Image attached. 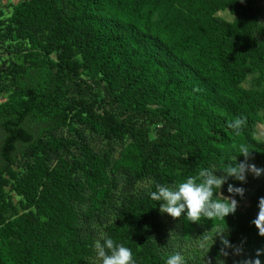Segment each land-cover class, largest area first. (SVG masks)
<instances>
[{
    "label": "trees",
    "instance_id": "16d2710c",
    "mask_svg": "<svg viewBox=\"0 0 264 264\" xmlns=\"http://www.w3.org/2000/svg\"><path fill=\"white\" fill-rule=\"evenodd\" d=\"M0 50V264H96L101 233L136 264H165L214 229L241 254L204 240L186 264H235L264 248L251 223L264 175L250 195L231 177L220 189L243 187L234 198L248 200L244 210L181 216L171 231L148 195L156 183L235 166L240 144L264 167L254 136L264 121V2L17 0L0 9ZM236 117L247 118L239 135L228 127ZM65 127L70 136L58 133Z\"/></svg>",
    "mask_w": 264,
    "mask_h": 264
},
{
    "label": "clouds",
    "instance_id": "9594fccd",
    "mask_svg": "<svg viewBox=\"0 0 264 264\" xmlns=\"http://www.w3.org/2000/svg\"><path fill=\"white\" fill-rule=\"evenodd\" d=\"M246 123V117H236L228 122V127L239 135ZM237 153L244 156V161L235 163V166L228 164L221 169L202 168L195 176H189L171 187L156 183L155 190H150L148 195L154 201H162L159 211L167 213L174 219L184 216L191 223H199L201 218L225 220V217L236 212L239 202L234 197L239 195L243 198L245 189L228 183L227 192L230 195L224 196L220 191L222 186L230 177L246 183L248 173L255 178L264 175V167H257L254 163L248 162L252 158V150L247 144H240ZM217 171L222 174L217 175ZM216 190H219V193ZM257 206L258 213L251 223L258 229V234L264 237V196L259 197ZM223 232L216 233L220 235L222 245L220 254L228 256L226 249L232 248L234 255H240L242 247L232 245ZM93 250L96 254V264H136L130 248L122 243H116L103 233L94 242ZM261 255H264V248H257L255 258L237 261L235 264H261L259 258ZM165 264H186V261L180 252H173L167 257Z\"/></svg>",
    "mask_w": 264,
    "mask_h": 264
},
{
    "label": "rangeland",
    "instance_id": "374dc122",
    "mask_svg": "<svg viewBox=\"0 0 264 264\" xmlns=\"http://www.w3.org/2000/svg\"><path fill=\"white\" fill-rule=\"evenodd\" d=\"M17 0H0V9H3L5 7V5H8L10 3L16 2ZM261 2H264V0H261ZM218 16L226 19V20H232L234 18V15H232L231 13H229L227 10L224 11H219L217 13ZM0 55H1V50H0ZM245 86H247V83L244 82L243 83ZM5 94L6 93H1L0 94V100L5 98ZM59 134H63L66 136H70L71 135V131H68L67 128H63L62 130L58 131ZM254 136L257 139H262L264 140V121L261 123H258L256 125L255 131H254ZM95 147H101L98 143V141H95L92 143ZM16 169H22V165L21 163H18L16 165ZM259 178V177H258ZM258 178H255L251 173H248L247 176V194L250 195L254 189V187L258 184ZM225 196V195H224ZM14 200H17L18 198L16 196H13ZM239 202V201H238ZM248 205V200H244L242 202L238 203V209L239 210H244ZM258 212L255 213V217L257 215ZM163 216L165 218V220L167 221V224L169 226V230H174L176 228V226L178 225L179 222V218L174 219L172 218L170 215H168L167 213H163ZM218 231H222L220 229H214L212 230L209 234H198L197 237H199L197 240H192L189 241L188 243L184 244L183 247V256L184 258H188V257H194V256H201V252L199 253V247L200 245L197 244V242L200 241H211V243H213L214 241H217L220 239V235L216 234ZM223 235H225V232L222 233ZM201 249V248H200ZM96 258V254L94 255V259ZM96 260V259H95Z\"/></svg>",
    "mask_w": 264,
    "mask_h": 264
}]
</instances>
